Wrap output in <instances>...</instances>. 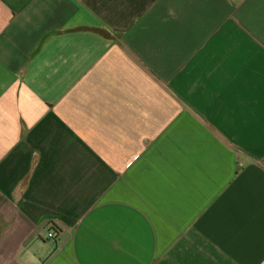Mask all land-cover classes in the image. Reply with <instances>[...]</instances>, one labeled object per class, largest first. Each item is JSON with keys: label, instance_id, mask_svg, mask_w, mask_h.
Here are the masks:
<instances>
[{"label": "crops", "instance_id": "obj_1", "mask_svg": "<svg viewBox=\"0 0 264 264\" xmlns=\"http://www.w3.org/2000/svg\"><path fill=\"white\" fill-rule=\"evenodd\" d=\"M0 264H264V0H0Z\"/></svg>", "mask_w": 264, "mask_h": 264}, {"label": "built area", "instance_id": "obj_2", "mask_svg": "<svg viewBox=\"0 0 264 264\" xmlns=\"http://www.w3.org/2000/svg\"><path fill=\"white\" fill-rule=\"evenodd\" d=\"M57 236H58L57 231H50V232L48 233V237L51 238V239H56Z\"/></svg>", "mask_w": 264, "mask_h": 264}]
</instances>
